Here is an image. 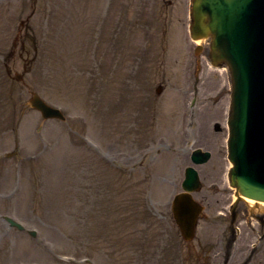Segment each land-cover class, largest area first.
Listing matches in <instances>:
<instances>
[{"label":"rangeland","instance_id":"1","mask_svg":"<svg viewBox=\"0 0 264 264\" xmlns=\"http://www.w3.org/2000/svg\"><path fill=\"white\" fill-rule=\"evenodd\" d=\"M189 6L0 0V264H174L198 248L264 264L247 204L234 221L217 216L234 200L230 75L206 42L195 53ZM32 93L65 119L42 120L26 107ZM194 148L212 157L197 167L203 212L184 243L170 200Z\"/></svg>","mask_w":264,"mask_h":264},{"label":"water","instance_id":"2","mask_svg":"<svg viewBox=\"0 0 264 264\" xmlns=\"http://www.w3.org/2000/svg\"><path fill=\"white\" fill-rule=\"evenodd\" d=\"M190 15L191 38L207 39L212 62L225 64L231 74L227 146L235 205L240 196L264 201V0H191ZM29 105L44 118L63 119L58 110L35 95ZM208 158V153L192 154L195 163ZM199 186L196 171L187 168L182 182L185 192L172 202L173 218L186 240L192 238L201 211L189 192Z\"/></svg>","mask_w":264,"mask_h":264},{"label":"flooded vegetation","instance_id":"3","mask_svg":"<svg viewBox=\"0 0 264 264\" xmlns=\"http://www.w3.org/2000/svg\"><path fill=\"white\" fill-rule=\"evenodd\" d=\"M259 221H260L259 223L260 226L264 227V216L263 215L259 217ZM230 236L231 237L229 239L230 241L229 246L233 242V239H234L232 237V234ZM220 254L216 252H212V253L207 252L206 254H202L200 252L194 251V252L187 253L183 255L182 257H178V259H175L177 256L174 257L173 263L174 264H234L233 262H234L235 257L231 258L229 254L228 255L226 254V252H223V254L220 256L219 261H218L217 256H219Z\"/></svg>","mask_w":264,"mask_h":264},{"label":"bare ground","instance_id":"4","mask_svg":"<svg viewBox=\"0 0 264 264\" xmlns=\"http://www.w3.org/2000/svg\"><path fill=\"white\" fill-rule=\"evenodd\" d=\"M201 41L202 40L197 39V40H195V43L199 44ZM243 199H244L245 203L249 206H251L252 204H255V205L257 204V206L260 207L259 209H261L262 207L264 208V201H256L255 199H251V198H247V197H244Z\"/></svg>","mask_w":264,"mask_h":264}]
</instances>
